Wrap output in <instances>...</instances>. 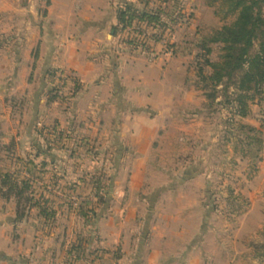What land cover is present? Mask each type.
Here are the masks:
<instances>
[{
  "label": "rangeland",
  "instance_id": "rangeland-1",
  "mask_svg": "<svg viewBox=\"0 0 264 264\" xmlns=\"http://www.w3.org/2000/svg\"><path fill=\"white\" fill-rule=\"evenodd\" d=\"M109 1L112 4L118 2ZM21 3L26 5L29 0H21ZM50 3L51 0H39L41 14L46 12ZM54 8L52 17L64 32L76 29L72 35L77 39H72V35L67 37L69 49L66 66L84 70L88 65L85 53L90 42L95 47L97 45V51H101V44L113 40L111 34L108 35L110 27H107V24L116 6L111 5L107 8L106 0H55ZM171 8L178 17L183 16L174 26L171 39L166 40L161 48L158 47L161 55L152 51L145 53L149 60L146 57L134 58L131 55H123L129 85L140 89L132 100L149 107L156 115L128 112L122 116L123 129L138 149V156L132 158L136 160V164L128 160L126 163L129 166L128 170L122 174L119 184H116L118 179L116 174L119 172L120 162L110 151L115 129H109L106 125H103V129L99 118H94L95 124L90 128L93 120L85 112L86 109L81 108L82 112L74 122L77 128L65 129L70 135V139L68 138L72 145L70 153L76 154L78 159H74L76 157L74 155L68 160L63 155L64 152L57 148L61 147L57 140L50 139L51 143H48L47 138L52 134L49 131L45 133L46 130L43 128L52 130L59 121L58 118L63 116L66 121L67 117L71 118L72 113L67 114L63 111L62 115L60 103L49 105L50 87L47 86L45 99L48 102L41 103L45 108L44 113L41 112L42 114L38 116L35 114L36 98L31 99L30 96L35 93L34 87L42 78L38 63L41 59L35 54L37 46L33 49L30 73L33 77L31 80L35 82H29L27 90L16 84L14 91H10L13 82L7 73L12 72L9 69H13V66L1 68V41L10 44L16 42L17 34L14 31L9 34L0 33V140L5 138V133L8 141H1L2 143H10L12 138L17 139V136L25 135L24 124L31 125V118L34 121L32 128L37 125V129H33L36 138L34 145L31 143L20 145L21 152L28 162L26 164H29L30 153L34 155L33 158H36L38 164L42 163L44 157L36 156L35 153L40 149L46 151L48 147L54 145L52 149L47 150L48 168L56 169L61 176L64 173L67 185L75 182L85 184L83 188L86 192L91 190L88 184L92 182V174L97 171L103 173L105 182L112 186V189L108 187L110 196L114 186L129 188L131 175L140 171L141 182L145 183L141 191L133 197L135 199L128 195V200L144 202L141 197L144 192L149 201L153 198L151 204H154L155 198H161L162 206L156 222L160 233L158 232L157 236H163V240L175 243L174 248L170 250L174 254H180L184 243L190 238L185 250L179 255L180 259L184 260L187 255L193 253L192 260L200 259L202 264H264V257L258 254V251L264 252V95H257L255 100H251L249 115L241 117L233 112L231 105L225 103L224 87H218L217 101L210 100L206 92L208 89L203 87L204 82L197 68V62L204 52L198 43L211 37L218 27L232 23L236 16L230 14L228 5L224 4L223 0H178ZM105 15L108 17L103 23L106 30L96 37L94 36L96 29L84 33V23L79 25L80 20L86 17L98 20ZM81 25L83 26L80 29ZM144 34L154 41L150 32L145 31ZM169 41L170 44H167ZM22 46L23 55L25 47L22 44L20 48ZM210 46L214 48L210 58L214 61L220 60L221 48L216 44ZM6 51L9 53L8 57L5 54L6 58H18L19 50L13 45ZM256 51L264 52V49L258 44ZM10 54L12 57H9ZM43 54L44 51L41 50L40 56ZM4 58L3 61H6ZM209 71L210 69L207 70L208 74ZM65 73L72 74L67 71ZM61 86L67 88V82L66 85L61 83ZM65 90L61 89L60 94ZM232 91L231 88L230 92ZM21 110L25 111V115L22 116ZM112 110L113 116H116V109ZM113 116H105L107 124H112ZM81 121V129L78 130ZM88 142L91 143L90 147ZM93 144L96 155L89 158V149ZM36 168V164L35 166L33 164L30 167L19 168L18 171L26 178H30L36 174L31 172ZM33 179L40 186L43 184V179L37 176ZM178 188L179 191L169 192ZM58 189L55 193V189L50 186L48 188L50 192L47 194H52L59 206L65 207L62 204L66 198L84 202V199H79L76 195L66 197L67 193ZM114 196L115 193H112L113 198ZM95 200V197L86 199L91 203ZM189 204L192 205L186 208ZM146 210L145 206L144 213ZM191 213L195 218L190 222L188 215ZM65 214L61 213L58 219L61 226L63 225L62 230L69 231L71 241L83 231V219L78 215L71 216L68 212ZM15 215V206L5 204L1 199V251L11 254L14 259L19 255L23 256L25 249L30 248L32 244L34 233L37 234L35 241L51 242L48 235L51 229L37 231L28 226L30 224L23 226L22 233L19 232L22 240L26 237L25 241L16 239L17 233L13 230V225L7 224L11 223ZM196 222L199 225L195 228ZM143 228L146 231L148 226ZM195 230L198 233L195 242L197 248L191 246L196 235L191 237L190 234L195 233ZM144 231L141 232L142 236ZM45 246L44 244L41 248L45 249ZM154 252L156 256L161 257L157 261L160 264H171L169 261L174 259L171 252L168 258H164V245ZM26 258L29 260V256L25 255ZM25 259H22V264H28L23 262Z\"/></svg>",
  "mask_w": 264,
  "mask_h": 264
},
{
  "label": "crops",
  "instance_id": "crops-1",
  "mask_svg": "<svg viewBox=\"0 0 264 264\" xmlns=\"http://www.w3.org/2000/svg\"><path fill=\"white\" fill-rule=\"evenodd\" d=\"M106 1L107 8L111 5L116 6V4H112L111 1ZM54 3L55 0H51V3L48 4V7L46 9V15H43L40 12L41 6L39 5V0H29V3L26 5L22 4L21 0H1L0 33L9 34L10 32L14 31L17 34V41L13 42L12 44H10L9 42L7 43L5 41H1V68L7 67V65L13 66V69H9L10 71L12 70V72L7 73L8 76L12 77L13 82V88L10 91H14V87H16V84H18L21 88L27 90L30 86L29 82H35L34 80H31L33 79V77L32 75H30V73L31 65L33 64V49L35 48V46H37L35 54L38 55V58L40 57L41 59V61L39 60L38 63L40 68L39 73L42 75V78H40L39 84L37 85L36 83L34 87L35 93L32 92L33 94L30 96L31 99H33L34 97L36 98L37 107L35 110V114L37 116L41 112L44 113L43 110H45L41 103L45 102L47 104L48 102L45 99V89L47 87L46 74L50 67L61 68L64 73L66 71L70 72L73 74V76H75V78L80 79L81 82L84 83L85 89L77 100H75L74 102L72 101L69 103H65L60 99H57L54 102H51L49 105L60 103L62 115H64L63 111L67 112V114L69 112L70 114L72 113L71 118L69 119V117H67L66 121H64L63 116L60 119L58 118L59 121H57V124L63 130H68L69 128L74 130V128H77L74 122L78 118L79 113L82 112L81 108L86 109L85 112L88 114L89 118L93 120L90 123V128H92L91 125L94 126L95 124L94 118H99L101 121V127H103V125H106L109 129H115L113 135L114 139L110 151H112V154L117 157L120 162L119 172L116 174V178H118L116 184H119L120 178H122V174L128 170L129 166L126 164L128 163V160L133 161V163L136 164V160L132 158H137L138 156V149L133 145L129 137L126 136V133L123 129L121 120L122 116L128 112L152 113L153 115H156V113H153L149 107L139 105L132 100V98H134L139 93L140 89L129 85V78L126 75L123 55H131L134 58L148 57L145 53L132 54L130 52L122 51L118 48V39L117 37H115L113 30V26L117 23V12L115 9V12L109 19V24H107V27H110L108 35L111 34L113 40L101 44L102 50L97 51V45L96 47L94 45H91L90 41L93 38L92 37L89 40L90 44L85 53V57L87 58L88 63L87 67L81 71L77 70V68L75 67H67V51L69 49L67 46V37L68 35L71 36L73 32H76V29L72 32L67 33L60 28L57 21H55L52 17V13L55 12ZM106 16L107 15L98 20H94L91 17H86L84 20H80L79 25L80 23H84V33L96 29L94 30V36L96 37L97 34L101 35L106 30L105 25L103 24L105 23V20L108 19V17ZM82 26L83 25L80 26V29L82 28ZM72 39H77V37L75 35H72ZM22 44L25 47L23 55L21 53V51L23 50V46L20 48V45ZM11 45H13L16 50H19V53L17 54L18 58H12L13 61L11 58L5 57V54H9L6 50H8L9 46ZM41 50L44 51V54L42 56H40ZM96 52H98V54H95ZM9 57H12L11 54ZM3 58L7 62L3 61ZM96 66H99V68H96ZM66 82L67 81H65V79L62 81L64 85ZM64 87L61 86L62 91L66 89V95V93L69 91V88L68 86L67 88ZM1 88L3 87L1 86ZM3 92L5 93V88ZM112 109H116V116H113ZM20 112L22 116L25 115V111L21 110ZM106 115H111L114 117V119L112 120V124H107V122L105 121ZM30 122L31 125L24 122V125H26L25 135L21 134L17 136V140L20 142V145H24L27 143L33 144L36 139L33 135V129H37V125L32 128L34 121H32L31 118ZM117 125L119 127H115ZM81 126L82 121L78 126V130L81 129ZM6 135L7 133H5V138H1L2 142L8 141ZM28 136L30 137V139H27ZM57 148L61 149L64 152L63 155L68 160H70L69 153L71 150H69V148ZM25 172L26 171H23V173ZM31 172L34 173V170H32ZM63 175L64 173L62 174V176ZM36 176L37 178H39L37 174H34L31 177L34 178ZM141 177L142 176L140 175V171H138V173L134 172L131 175V180L129 181V188L122 189L121 186H114L112 191V193H115L114 198L112 197L111 193L109 202L105 207H103L100 212L99 244L111 250L110 255L104 259L102 264H160L157 261L161 257L156 256V253L154 251L158 247L164 245L165 252L163 256L164 258H168V254L171 252L170 250L175 246L174 242H168L166 240H163V236H157L159 228L156 225V222L162 206L160 197L155 198L156 200L154 204H151L153 203V198H151V200L149 201V198L147 199V195L144 192V195L141 196L144 202L132 199L128 200V195L133 198L141 191L143 184L145 183L141 182ZM65 184H67L66 181ZM41 186H43V184ZM49 187L50 186L46 188L47 192H50V190H48ZM110 188L112 189V186H110ZM57 189L58 188H55V193L57 192ZM58 190L63 192L62 189ZM176 191H179V188L176 190H170L169 192ZM87 192L91 193L90 191ZM87 192L80 194L72 193V195L67 194L66 197H72L76 195L79 199H84V201L93 197L96 198V194L94 192H92L90 195H88ZM62 205H64V203ZM191 205L192 204L186 205V208ZM145 206L147 208L146 213H144ZM60 208H63L62 210H64V208L66 207L60 206ZM186 208L185 211L188 212ZM62 213L63 215H66L65 213H67V211H62ZM194 218V214L191 213L188 215V220L190 222ZM117 220H120V222H117ZM7 224L13 225L12 223L8 222ZM111 225H113V227H110ZM195 225H197L195 226L196 228L199 224H197L196 222ZM23 226L26 225L20 226L18 231L19 240H22L19 232H23ZM28 226L35 228V230L37 229V231L39 230L36 227V223L34 221L31 222ZM143 226H148L146 231H144ZM62 227L63 225L61 226V223L58 219L57 227L53 230L48 231L51 242L39 243L38 241H35L37 239V234L34 233V238L31 241L32 244L30 248L25 249L24 255H19L17 259H14L11 254L0 250V263L6 264V262H8L9 264H22V259H25V255H27L29 256V260L26 258L25 260H23V262H27L28 264H64L61 259V242L55 240L56 236L62 233ZM13 230L15 231L14 225ZM142 230L144 231L143 236L141 233ZM109 231H111V233H109ZM169 231L171 232L172 230ZM194 232L195 233L190 234L191 237H194L196 235L191 246L197 248L195 247V242H197L196 238L198 233L196 230ZM208 233L209 231L205 236V241ZM25 238H23L22 242L25 241ZM17 241L14 240V242ZM189 241L190 238L188 239V242ZM188 242L184 243L180 254L185 250V246H187ZM44 244L46 245L45 249H42L41 247ZM119 250L122 251L121 254L124 256L122 259H118L117 257H115L116 252ZM171 254L174 257V259L169 261L172 262L171 264H202L200 259L192 260L194 255L193 253L187 255V258H185L184 260L180 259V254H174L173 252H171Z\"/></svg>",
  "mask_w": 264,
  "mask_h": 264
},
{
  "label": "trees",
  "instance_id": "trees-1",
  "mask_svg": "<svg viewBox=\"0 0 264 264\" xmlns=\"http://www.w3.org/2000/svg\"><path fill=\"white\" fill-rule=\"evenodd\" d=\"M178 0H118L116 4L117 23L113 26L114 35L118 39V48L132 54L150 53L161 55L159 48L172 37L175 25L179 17L172 10L173 3ZM228 5L231 15L236 16L230 24L218 27L211 37L198 43L204 50L197 62L199 76L207 88V96L212 101L218 99V87H224L226 93L225 103L233 108V112L241 117L250 113V101L257 95H264V52L256 51L258 44L264 49V0H223ZM46 15V12L43 13ZM151 33L152 38L145 36L144 32ZM170 44V41L167 44ZM216 44L221 48V58L214 61L210 58ZM164 47V45H163ZM38 57V55H37ZM210 69L209 74L207 70ZM65 79L69 91L60 94V83ZM49 102L60 99L69 103L77 100L85 89L84 83L72 74L64 73L61 68L50 67L46 74ZM66 85V83H65ZM232 88V92L230 89ZM43 128L52 134L47 138L57 140L61 147L72 149L70 135L59 127L58 124L52 130ZM69 138V139H68ZM69 140V141H68ZM89 143V142H88ZM51 145V144H50ZM52 146V147H51ZM47 148L50 150L53 145ZM91 143L88 144V147ZM39 149V148H38ZM95 145L89 149V156L96 155ZM47 150L40 149L36 156L44 157L38 164L33 154H28L29 164L20 149V142L14 137L10 143H2L0 140V199L5 204L15 206L16 215L11 219L17 233L20 226L36 223L40 230L47 228L53 230L57 227L58 217L62 211L79 216L83 219V231L78 233L75 239L69 241V231L64 230L58 234L55 240L61 242V259L64 264H102L111 250L99 244L100 212L110 199L105 175L100 172L93 173L90 192L96 194V200L76 202L69 198L64 200L66 209L62 210L52 194H47V187L60 188L68 195L72 193H85V184L75 182L72 185L65 184V175L58 174L56 169L48 168ZM75 152V150H74ZM69 156L76 154L69 153ZM77 157V156H76ZM74 159H78V157ZM26 164V165H24ZM35 166V173L43 179V186L32 177L26 178L18 170L23 167ZM86 182V181H85ZM91 193H88L90 195ZM62 204V203H61ZM63 214V213H62ZM93 226H96L94 229ZM96 234V238H95ZM118 251L115 257L122 259L124 256ZM264 257V252H259Z\"/></svg>",
  "mask_w": 264,
  "mask_h": 264
}]
</instances>
